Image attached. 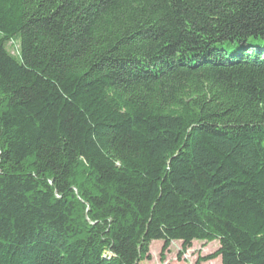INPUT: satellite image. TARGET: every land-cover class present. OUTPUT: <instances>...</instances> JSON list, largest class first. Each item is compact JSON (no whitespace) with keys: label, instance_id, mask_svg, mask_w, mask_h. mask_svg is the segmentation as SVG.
Wrapping results in <instances>:
<instances>
[{"label":"trees","instance_id":"16d2710c","mask_svg":"<svg viewBox=\"0 0 264 264\" xmlns=\"http://www.w3.org/2000/svg\"><path fill=\"white\" fill-rule=\"evenodd\" d=\"M154 241L264 264V0H0V264Z\"/></svg>","mask_w":264,"mask_h":264},{"label":"rangeland","instance_id":"374dc122","mask_svg":"<svg viewBox=\"0 0 264 264\" xmlns=\"http://www.w3.org/2000/svg\"><path fill=\"white\" fill-rule=\"evenodd\" d=\"M219 246L218 241H194L192 247L185 251L182 242L173 241L162 256L163 242L154 241L151 245V259L142 264H221L220 257L210 261L202 260L218 250Z\"/></svg>","mask_w":264,"mask_h":264}]
</instances>
